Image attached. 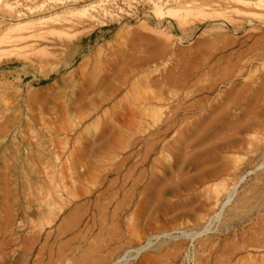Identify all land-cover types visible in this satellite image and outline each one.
Segmentation results:
<instances>
[{
  "label": "rangeland",
  "instance_id": "374dc122",
  "mask_svg": "<svg viewBox=\"0 0 264 264\" xmlns=\"http://www.w3.org/2000/svg\"><path fill=\"white\" fill-rule=\"evenodd\" d=\"M132 35L165 47L156 61L158 72L124 67L102 94L118 86L112 98L89 96L87 107L80 105L77 85L84 69L142 55L140 42L129 41ZM201 73L193 96L181 103L189 110L185 117L193 121L201 113L202 118L217 114L204 134L213 144L209 157L213 165L227 167L226 191L240 179L218 219L197 235L199 223L182 210L199 202L203 186L188 182L176 196L164 193L166 205L141 216L130 215L137 199L128 211L119 207L116 225L109 218L112 205L108 218L82 226L76 241L69 242L72 250L62 253L59 244L65 240L55 237L65 202L73 197L68 188L77 184L72 173L93 169L87 161L103 157L107 145H117L109 157L120 161L126 152L119 142L143 137L145 126L160 125L164 114L157 111L178 105L172 95ZM228 73L234 84L247 78L249 89L264 75V0H0V264H75L86 245L98 243L97 253L109 259L102 264H264V96L253 118L242 106L220 115L229 87L220 76ZM199 99L201 108L194 109ZM100 101L104 113L91 106ZM91 141L100 148L89 153ZM75 160L81 167H74ZM110 166L104 164V173ZM63 175L69 178L65 190ZM81 185L92 190L94 182ZM210 191V197L225 194L219 188Z\"/></svg>",
  "mask_w": 264,
  "mask_h": 264
},
{
  "label": "bare ground",
  "instance_id": "6f19581e",
  "mask_svg": "<svg viewBox=\"0 0 264 264\" xmlns=\"http://www.w3.org/2000/svg\"><path fill=\"white\" fill-rule=\"evenodd\" d=\"M140 39L141 38H139V36H135V35H132L129 37V41H131L132 43H134V41L140 42L141 46L139 47V50H141V53H142L141 56L140 55L136 56L138 54H136L135 56L132 55V56L127 57L125 60L119 61L117 63H115V61H112V59L110 61H105L104 63H99V62L97 63L96 62L94 65H92V67L89 70L84 69V71L81 72V74L79 76L80 81L77 85V87L79 89L77 101L80 105H85L84 103L86 102V100L88 99L89 96H100V98L104 102L108 101L110 98H112L114 91L118 90V86L115 87L112 90V92L110 94H108V96H103L102 94H103V92H107L109 90L108 88L110 86L111 78L113 80V77L117 73L119 74L120 73L119 71H121L124 67L125 68L129 67V68L134 69L133 72L134 71L135 72L136 71L137 72H142V71L145 72V71H147V69L149 71L153 70L155 73L158 72L156 70L157 69L156 68L157 67L156 61L163 58L164 54H166L165 49H164L165 47L163 48V47L159 46L158 44H156V42L154 40H152L150 38H143L142 41ZM244 51H246V50H244ZM201 60H202V58H201ZM223 63H226V62L224 61ZM153 65H155V66H153ZM85 66H84V68H85ZM212 66H213V63H212ZM234 66H236V65H234ZM179 67L176 69V72H177V70L179 71ZM192 68H193V65H192ZM196 68H198V67L196 66ZM181 69H180V71H182ZM227 71H229V70H227ZM172 72H175V71H172ZM240 72L241 71H239V73ZM205 74H209V73H205ZM205 74H204V76H206ZM229 74H231V73L225 74L224 76H220L221 77L220 83L221 84H227V85H229V87H228V90L225 91L226 93H225L224 97H225L226 102L222 107H220L219 114L221 115V113L228 112V111H226L227 109L229 110V109L235 108L237 106H242V110H243V113L245 116H248V117L254 116L253 114H255L256 111L253 114H252V111L255 110L257 102L259 101V98L261 96H264V75L260 76L259 83L257 84L256 88L249 89L250 88V82L247 80V78H244L245 82H242V84L238 85V84H234V81L233 82L231 81L232 78L230 77ZM175 75H177V74H175ZM202 75H203V73H201L199 76L191 77L188 80V82H187V84L183 90H177V91L175 90L176 93H174V95H172V97H171L172 100H174L178 103V105L173 106L175 108H173L172 105H169V106L165 107V109H167V111L162 110L163 108L159 109L158 111L156 110L157 112H161L162 114H164V118H163L160 125L145 126L144 131H143V137H140V138L134 139V140H130L131 139V136H130L126 140L124 139L125 140L124 142H119L122 144V148H124L123 150H125V152H126L123 157H120L121 159L118 158L120 161L115 162L116 163L115 164L114 162H112L113 160L115 161L114 157L113 158H112V156L109 157L110 153L114 154L116 152L117 145L116 146L107 145V146H104V149L107 151L105 152L103 157H95L93 160L87 161V163H90V164L92 163L94 165L93 169L87 168V169L83 170V172L74 171L75 173L74 172L72 173V174H74V178H75L73 180H74V182L76 181L78 185L76 184L77 186L75 185L72 188L71 187L68 188L69 189L68 193H71L70 195H72L73 197L71 196L72 197V198H70L71 200L68 202L67 201L65 202L66 203V209H64V212L62 213V214H64V217L61 219V221H59V225H57L58 228L56 229L57 232H56L55 238L56 239L62 238L63 240H65L62 243L60 242L61 244H59V249L62 253H64L66 250H67V252H68V250L69 251L72 250L71 246L69 245V242H71V241H73L79 237V234L82 230V228H81L82 226H84V228L89 226L87 224L91 221L96 220L95 218L99 219L100 222L104 221L105 218H108L107 217V214L109 213L108 210L110 208L112 209V207H111L112 205H114L115 207H114L113 211L111 213H109V218H110L111 223L116 225L117 216H118L116 214V212L118 211L117 209L119 207L120 208L125 207L128 211V209L131 205L130 203L134 202V199H137V200H135L136 202H135V205L132 209V212H130L131 213L130 215H133L135 217L141 216V215H143V213L146 210H150L151 208H155V207H158V206L163 205V204L166 205L167 203H165V200H164V193L165 192H167V193L171 192L172 194H175V196H176L178 189L181 186H186L188 184V182H196L199 185L203 186V195L201 196V199L199 200V202L196 203V205L193 208L192 207L191 208H185L184 210H182V213L187 215V217L190 221H196L199 223V231H198L197 235L207 232L209 230L212 222L218 219L219 213H220L219 209L222 210L223 207L227 205L230 198H232V194L234 192L235 186L238 184L240 179L234 180L233 181L234 182L233 188L226 191V188L223 187L224 183H225L223 177L225 175V172L228 169L226 166H223V165L222 166H217L216 164L213 165V163H212L213 159L209 157L211 155V152L213 151L212 150L213 148L210 147V145L213 146V144L211 142H208L207 140L204 141V138H205L204 134L206 131H210L212 129L213 124L216 122L215 117L217 114L216 115L213 114V116H212V113H207L202 118L203 114L201 113V115L199 116V118H201V119L197 120L198 119L197 118L193 121H190V117H185V116H187L186 113L189 110L187 108H185V106H183V108H182L181 103L184 101H187L188 98L193 96L194 91H195L194 87L200 81V77H202ZM115 77H117V75ZM168 77H170V76H168ZM178 77H181V76L178 75ZM238 78L236 77V79H238ZM154 79L157 80V78H154ZM166 81H168V80H166ZM179 81H180V79H179ZM178 84H180V83H178ZM166 87H169V86H166ZM119 88H120V86H119ZM178 91H180V92H178ZM247 91H249L248 101L246 100ZM261 98H260V100H261ZM160 100L161 99H158L159 102H160ZM164 100H165V98H164ZM164 100H163V102H164ZM200 100L201 99L193 102L194 104L192 105V107L194 109L195 108L198 109L200 107V105H201ZM102 101H100L99 104H97L96 102H93V104L91 103L92 104L91 106L94 107L95 111L99 110V111H103V113L106 111V109H104L103 106L101 105ZM156 101H157V99H156ZM166 101H167V99H166ZM90 102H91V100H90ZM259 102H258V104H259ZM78 103H76V104H78ZM252 103H253V105H252ZM85 106H84V108H85ZM180 106H181V108H180ZM189 107H191V105ZM156 109H158V108H156ZM173 109H175V110H173ZM257 109H259V108L257 107ZM179 111H181V112H179ZM212 111H214V109ZM206 116H207L208 120L206 119L204 121V123L201 122L202 123L201 126H199V127L194 126L195 121H201V120L203 121V119ZM102 119H104V118H102ZM155 119H157V120L160 119V116H159V118L157 117ZM160 121L161 120H159L158 122H160ZM244 121H246V120H244ZM244 121H243V123H244ZM256 121H255V123H256ZM247 123H249V122H247ZM262 123H264V122H262ZM246 125H248V124H246ZM227 128H230V126H228ZM239 130H241V129H239ZM230 132H229V134H230ZM101 135H102V133H101ZM227 137H228V135H227ZM240 138L242 139V137H240ZM220 139L222 140L223 137ZM230 139L232 140V138H230ZM218 140H219V138H218ZM213 142H216V141H214V139H213ZM90 146H91V150H89V153L93 150V148H100L99 144H96L93 142L90 143ZM117 149H118V147H117ZM141 150L143 151L142 154H140V152H139ZM80 154L82 155V152H80ZM106 154H108V155H106ZM151 155H152V158H150ZM107 156L109 158H107ZM87 157H89V156H87ZM84 163H85V161H84ZM105 163H109V164H111V166L104 173L105 170L102 167H104ZM73 165H74V167L75 166L81 167L76 162V160L73 162ZM233 165L235 166V164H233ZM260 167H261V165H260ZM91 169H92V171H91ZM110 175H115V177H114L115 179L111 180L113 178V176L111 177V179H108ZM62 177H63L62 178L63 188L65 190V189H67V186H69V183L67 182L69 180V178L67 175H63ZM47 179L49 181V178H47ZM70 179H72V177ZM87 179L94 182L93 187L91 186L92 190H86L81 185L82 182L87 181ZM83 180H85V181H83ZM216 180H218L219 182L213 183V181H216ZM49 182H51V181H49ZM74 182L72 181V183H74ZM55 188H57V187H55ZM212 188H215V189L219 188L220 192L225 191L226 196L224 197V195H225L224 194L223 198H220L218 195H215L214 197H210L209 193L211 192L210 190ZM46 190L48 191V189H46ZM225 200H226V202L224 203ZM186 205H188V204H186ZM62 207H63V204H62ZM62 207H61V209H62ZM172 208L177 209L178 205L174 204ZM58 209L60 210V207ZM7 213H9V211L6 212V214ZM5 218H6L5 223L7 224V221H8L7 215ZM85 229H88V228H85ZM85 229H83V230H85ZM83 235H85V234H83ZM32 237H34V235ZM49 237L51 238V233H49L47 235V239H49ZM67 238H68V241L66 240ZM34 239H36V238H34ZM33 243H34V241L32 240L31 241L32 246H33ZM97 243H98V241H97ZM247 243H249V242H247ZM42 244H43V242H42ZM98 244H97V246H98ZM97 246L93 247V246L86 245L85 249L82 250L81 254H79L80 256H78L79 257V258H77L78 260L76 259L77 263H75V264H102L104 262L106 263V261H108L109 259H106L105 257H101L100 254L97 253V251H98ZM74 249H76V248H74ZM39 250H41V249L39 248ZM140 250H141V248H138L136 251L139 252ZM109 254H111V253H109ZM76 260L74 262H76ZM38 262H40V261H38Z\"/></svg>",
  "mask_w": 264,
  "mask_h": 264
}]
</instances>
